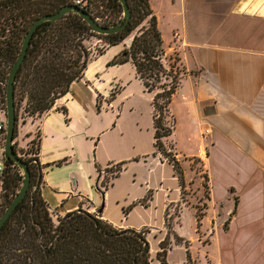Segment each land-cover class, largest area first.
<instances>
[{
    "label": "crops",
    "instance_id": "1",
    "mask_svg": "<svg viewBox=\"0 0 264 264\" xmlns=\"http://www.w3.org/2000/svg\"><path fill=\"white\" fill-rule=\"evenodd\" d=\"M149 5L163 46L176 48L188 73L171 96L173 129L164 140L180 164L183 185L172 165L155 153L153 95L126 62L109 65L108 90L90 76L85 83L91 80L96 89L75 80L65 94L71 95L67 104L60 97L39 119L27 121L40 133L41 198L54 220L79 208L100 209V218L117 228L149 230L150 264L165 239L168 264H264V0H149ZM132 36L104 62L127 48ZM82 89L90 98L80 101ZM96 106L100 123L94 121ZM94 152L87 179L57 178L56 167L63 164L56 162L73 166L76 158L88 160ZM119 162L124 167L103 195L93 192V186L101 189L96 167ZM197 177L201 183L205 179L202 210L183 201V190ZM149 192L145 205L124 213ZM149 214H179V219L194 214L193 230L176 225L164 232L163 220L146 225ZM197 214H202L198 220Z\"/></svg>",
    "mask_w": 264,
    "mask_h": 264
},
{
    "label": "trees",
    "instance_id": "2",
    "mask_svg": "<svg viewBox=\"0 0 264 264\" xmlns=\"http://www.w3.org/2000/svg\"><path fill=\"white\" fill-rule=\"evenodd\" d=\"M94 1L82 0V9L96 19L98 15L92 13ZM102 1H105L113 17L109 13L110 19L101 25L115 24L122 16L120 2ZM126 1L130 20L122 30L112 34L94 33L83 17L74 11L66 12L56 21H44L37 27L14 81L16 127L23 115L28 116L27 121L33 122L46 113L56 99L65 95L70 84L82 78L91 55L96 57L107 47L133 35L130 45L117 54L110 65L130 62L135 76L145 90L152 93L155 153L172 165L183 185L180 164L165 147L164 140L173 129V119L169 114L171 96L188 73L180 67L177 55L165 56L163 40L149 0ZM68 5H74L73 0H0V109L4 117L8 72L19 54L26 31L34 20L52 15ZM91 36H96L105 44L95 53L84 45V41ZM60 110L66 112L64 108ZM166 121H170L171 128L166 126ZM36 134L35 145L33 140L26 150L17 149L14 141L15 152L27 164L30 184L26 196L0 229V264H150L147 229L117 228L101 219L99 212L88 213L80 208L55 220L52 218L40 195L44 166L38 160V130ZM2 161L0 215L23 180L20 169L12 159L3 157ZM124 164H109L103 169L96 167L100 178L103 174L107 175L100 183L101 194L111 180L120 174ZM150 198L149 192L142 200L126 207L124 213L137 203L145 205ZM201 215L197 214V220ZM168 244L166 239L159 244V251L155 255L158 264H168L165 260Z\"/></svg>",
    "mask_w": 264,
    "mask_h": 264
},
{
    "label": "rangeland",
    "instance_id": "3",
    "mask_svg": "<svg viewBox=\"0 0 264 264\" xmlns=\"http://www.w3.org/2000/svg\"><path fill=\"white\" fill-rule=\"evenodd\" d=\"M93 6H92V13L98 15V18H96V20L100 24H103V22L105 20L110 19V17H108V16L112 15V13L109 12L110 9L106 8L105 1L95 0L93 2ZM109 13H110V15H109ZM112 17H113V15H112ZM84 45L92 53H95L97 49L102 48L105 44L101 39L97 38L96 36H91L84 41ZM124 45H125V43L123 41H121L120 43H118L112 47L107 48L101 55H98L96 57L91 55L89 60L87 61L86 68L84 70L83 78L80 79L79 81H77L76 83L79 84L80 82H83L85 84V86H87L88 88L94 89L95 84L91 81V80H93L94 82H97V84L101 87V89L107 88V90H108V87L110 88V86H108L109 79L107 76V72H108V67H110L109 66L110 62H104V60L107 57L108 53H110L111 51L116 50L118 48L117 46H120V47L122 46V48H123ZM163 47H165V46H163ZM171 47H172L171 49H167L165 47V52H166L165 56H167V57L172 56L173 57L174 55H177V57L179 59L180 67L185 69V67L182 65L181 58L179 57V53L177 52L176 48L173 47L172 45H171ZM165 64L167 65L168 61H166ZM185 71H186V69H185ZM87 76H90L92 78H91V80H87V82L85 83V79H88ZM80 95L81 96H78V95L76 96L77 99L80 101H82V97L90 98L89 95H86V93L83 89L80 90ZM70 98H71V95L70 96L64 95L58 101L62 102L63 104H67V101ZM97 109L98 108L96 106L95 107V115H94L96 119H94V121L97 123H100L102 121V119H101V115H98ZM3 116H4V112L2 111V109H0V117H3ZM27 120H28V116H25V115H23V119L18 120V124L16 127V137L14 139V141L16 142V148L17 149L26 150L27 148L31 147L33 140H34V145H35V142L37 139V137H36L37 129L35 128L36 125L31 124L30 122H27ZM77 120L79 121L80 118L78 117ZM77 120H74V123H77L78 122ZM88 122H90V121L88 120ZM167 122L168 121H166V123ZM21 123H25V124L22 125ZM169 123H170V121L167 124H169ZM23 140L25 142H23ZM21 144L23 147L22 146L20 147ZM92 156H95V152L93 155L90 154L88 160H85L83 157L76 158V161H75L73 166L64 164L63 163L64 161L59 160L58 162H61V164H63V165L56 167L58 170L57 178L59 180L66 181L64 179V177L70 178V175L72 174L73 176L75 175L80 181L83 179H87V177H88L89 173H91V170L93 167ZM188 161H189V159L185 160V161L182 160V163L186 164V162H188ZM191 164L193 165V167H196L197 169L199 168V165L196 161H192ZM187 173L191 177L195 176L194 170H189ZM106 176L107 175L103 174L100 178V182L104 181ZM201 176H203V175H201ZM195 180L196 181L194 183L190 184V188H186L185 190H183V193H182L183 194V201H189V202L192 201L193 204H195L197 207L200 208V210H202L204 200H205L204 194L206 191L205 188L203 187V184H205V179L202 178V183L199 182L198 177ZM65 187H70V185L68 184ZM197 187L199 188L198 192H197ZM98 191H99V193H101L100 190H97L93 186V192L98 193ZM101 195H103V194H101ZM177 210H178V206L172 207V211L174 213H177ZM129 216H131V217H129ZM178 216H179V214H165V216L163 214H149V217L146 218V220H148L149 224H146V225L155 226V225H157V223H160L163 220V222L165 221V223H162L163 224L162 228H163L164 232L171 233L172 227H175L176 225H178L180 231L191 233L193 230V226H194L192 223L193 218H194V214H183L182 216H180V219ZM127 217L128 218L133 217L132 219H134L135 221H139L140 219H142V216L138 215V214H130ZM148 232H149V230H148ZM148 232H146V239H147L148 235H150ZM174 238L175 237L172 236V239H174ZM193 252H194V250H193ZM173 254H177V252H174ZM152 259H153L152 264H155L156 259H155L154 255L152 256Z\"/></svg>",
    "mask_w": 264,
    "mask_h": 264
},
{
    "label": "water",
    "instance_id": "4",
    "mask_svg": "<svg viewBox=\"0 0 264 264\" xmlns=\"http://www.w3.org/2000/svg\"><path fill=\"white\" fill-rule=\"evenodd\" d=\"M122 6V16L119 21L115 24L104 26L101 25L96 19H94L88 12L85 10L78 8L74 5H68L62 7L58 12L52 15L41 16L40 18L34 20L28 30L26 31L21 46L19 54L16 59L12 63L6 81L5 87V138L3 143V157L12 159L20 169L21 175L23 176V180L21 185L9 205L0 215V229L3 224L6 222L10 214L19 204V202L26 196L30 184V176L27 164L22 161L17 153L14 150V130L16 127V109L14 103V81L16 78V74L25 58L27 49L30 45L31 38L37 29V27L44 21H56L62 15H64L68 11H74L81 15L83 19L88 23L91 27V30L96 34H112L122 30L130 20V10L126 0H118ZM100 212V209H98Z\"/></svg>",
    "mask_w": 264,
    "mask_h": 264
},
{
    "label": "built area",
    "instance_id": "5",
    "mask_svg": "<svg viewBox=\"0 0 264 264\" xmlns=\"http://www.w3.org/2000/svg\"><path fill=\"white\" fill-rule=\"evenodd\" d=\"M74 5L79 6V8L82 9V0H73ZM168 128H171V124L166 125ZM208 130L204 129L203 133H207ZM4 136H5V117H0V146L2 148L1 156H0V175L2 174L4 170V165H3V143H4Z\"/></svg>",
    "mask_w": 264,
    "mask_h": 264
}]
</instances>
